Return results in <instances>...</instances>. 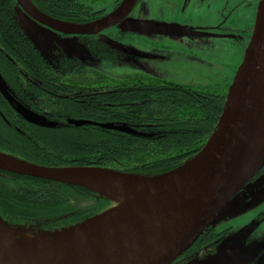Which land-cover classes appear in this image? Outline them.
Listing matches in <instances>:
<instances>
[{"label":"water","instance_id":"obj_1","mask_svg":"<svg viewBox=\"0 0 264 264\" xmlns=\"http://www.w3.org/2000/svg\"><path fill=\"white\" fill-rule=\"evenodd\" d=\"M15 1L23 10L18 15L55 33L97 35L123 22L136 0H123L111 14L88 24L61 22L38 11L29 0ZM18 24L40 52L21 20ZM0 94L27 123L51 127L44 118L10 99L1 86ZM78 124L109 128L87 121ZM263 166L264 0H259L251 35L217 123L200 151L176 169L142 176L98 167H45L0 152L1 172L81 188L109 203L90 218L51 230L39 224H10L0 216V242L4 244L0 246V264H173L207 228L215 227L239 191L246 190L247 199L264 196V174L247 185ZM110 177L124 181L158 179L161 196L154 199L144 189L126 190L123 193L132 203L130 209L115 213L121 201L114 193L120 192L109 191H113ZM68 235L73 236L69 239ZM187 264L208 263L200 260Z\"/></svg>","mask_w":264,"mask_h":264},{"label":"trees","instance_id":"obj_2","mask_svg":"<svg viewBox=\"0 0 264 264\" xmlns=\"http://www.w3.org/2000/svg\"><path fill=\"white\" fill-rule=\"evenodd\" d=\"M29 1L55 20L72 24L85 22V19L73 18L85 13L82 5L73 0H51L48 4L44 0ZM0 6L4 8L0 36L11 37L15 46L24 38L38 51L20 30L19 12L10 18L6 5ZM24 53L28 55V49ZM37 61L40 68L45 67L39 58ZM78 85L83 89L76 98H61L55 104H47L46 109L67 115L72 121L59 129L52 123L50 128L33 130L28 142H18L23 146L16 144L9 150L3 144L0 151L45 167H98L142 176L160 175L176 169L200 151L224 103V93L202 92L165 81L122 82L90 91L87 85ZM83 121L109 128L77 125ZM121 128L133 134L120 131ZM1 174L5 177L0 179V200L13 217L61 218L62 224L68 226L109 206L105 200L81 188L6 172ZM81 200L90 204L80 208ZM14 224L26 223L21 219Z\"/></svg>","mask_w":264,"mask_h":264},{"label":"rangeland","instance_id":"obj_3","mask_svg":"<svg viewBox=\"0 0 264 264\" xmlns=\"http://www.w3.org/2000/svg\"><path fill=\"white\" fill-rule=\"evenodd\" d=\"M76 1L90 7L95 13L109 15L112 13L110 7L115 0ZM238 1L231 0L226 6L223 0H219V3L215 0L208 6L207 0L203 5L200 2L197 11L193 8L196 0H172L175 7L164 4L162 0L147 9L142 5L135 7L129 16L115 25L111 31L127 32L121 35L118 42L122 47L137 54L125 55L112 49L111 53L105 56L107 59L90 57L75 37L57 35L50 29L28 18L25 19L21 14L17 15V20H21L25 33L42 53L52 44L59 45L89 72L87 79H97L95 81L97 87L109 88L131 81L165 80L202 92L224 93L225 96L231 79L242 61L243 52L238 48L242 42V35L236 34L230 46L224 45L223 51L231 50L235 55H225L224 59L223 56L218 59L211 58V55L216 54L222 47L221 39L217 38L218 33L220 35L228 33L219 29L217 31L214 24L220 13L222 18L230 14ZM162 3L165 7L160 13L158 6ZM257 4L256 2V6ZM215 5L218 7L215 9L217 15H211L213 19L207 23L205 12L207 10L211 12V7ZM228 22L229 25L233 24L230 19ZM183 37L186 39L182 41ZM102 38L108 37L103 35ZM222 41L224 43L228 39L222 38ZM256 181L257 179L247 185ZM244 193L246 190L239 191L234 196L221 213V220L215 224L217 233H226L216 245L214 252L202 259H193V263L201 260L208 264H264V196L247 199ZM87 204L90 202L81 200L78 206L83 208Z\"/></svg>","mask_w":264,"mask_h":264},{"label":"flooded vegetation","instance_id":"obj_4","mask_svg":"<svg viewBox=\"0 0 264 264\" xmlns=\"http://www.w3.org/2000/svg\"><path fill=\"white\" fill-rule=\"evenodd\" d=\"M44 1L46 4H48L51 0ZM73 1L78 5H82V7L84 8L85 13L83 12L81 15L73 17L76 18V20L85 19V22H83L82 24H88L94 21H98L107 16V14L93 12L90 7H87L77 2L76 0ZM122 1L123 0H115L110 7V11L113 12ZM159 1L160 0H136L127 16H129V14L135 7L142 5L147 9L149 8V6L157 4ZM206 1L207 0H196L193 5L194 10L197 11L200 2L203 5V3H205ZM214 1L215 0H209L208 6ZM227 1L228 0H223V2L227 4L226 6L230 4L231 0L228 2ZM162 2L164 4H167L168 6L175 7V4H173L172 0H162ZM256 2L258 3L259 0H239L233 6L234 10L230 14H226V16L223 18L221 13L219 14L220 17L215 20V24L213 23L214 29H216L217 31L219 29L222 32L227 31L231 35H229L228 33H223L222 35H220L218 33L217 38L221 39L222 47L220 46L221 49H218L216 51V54H212L211 58L217 57L218 59L219 57L223 56L224 59L225 55H235V53H232L231 50L223 51V49H225L224 45L226 47L231 45L230 43L232 41V38L236 37V34L242 35V42L238 48L239 50L241 49V52L244 51L253 28L252 26L254 22ZM163 3L158 6L160 7V13L161 10L165 7ZM216 3H219V0H216ZM1 4L6 5L7 9L5 10H7V13L10 14V18L11 15L12 17L15 16L16 11H23L15 0H0V5ZM211 8V12H209L210 10H207V12H205V21L207 23L211 22V20L213 19L211 15H217L215 9H218V7L215 5V7ZM219 8L222 9L220 6ZM3 10L4 8L0 6V17ZM240 16L243 17L239 18ZM229 19L230 22L232 21V25H229ZM224 22H226V24H224ZM239 26L241 27L239 28ZM114 27L115 26L106 28L99 32L97 35H65L60 33L56 34L61 35L62 37H75L76 39H78V43L82 44L83 47L87 50L88 55L93 58H106L105 56H107L109 52L111 53L110 50L112 49L125 55L137 54L130 49L121 46L120 42H118V39H120L121 35L127 32L116 30V32L113 33L111 29ZM103 35L104 37L107 36L108 38H102ZM110 36H113L116 39L111 38ZM222 38L225 40L228 39V41L223 43ZM108 39H112V41ZM185 39L186 38L183 37L182 41ZM18 43L19 46H15L13 43H11V37L5 39L0 36V86L5 90L10 99L12 98L14 102H16L19 106L35 115H38L39 117H43L46 122L55 124L56 129L62 128L63 125L67 123V121L72 120L68 118L67 115L47 111V104H55L61 98H76L79 90L83 89L78 85V83H82L84 86L87 85V89L91 88L89 89V91L97 88V83L95 82L97 79H87L89 78L87 76L89 72L84 69L79 63L73 60L74 58L72 59L71 56L62 47H60L59 45L57 46V44L50 45L48 50L42 53L41 51H35L32 45L24 38H22V41H18ZM25 49H28V55L27 53H24ZM150 50L154 51L151 48ZM103 52L105 54H103ZM38 58L39 61H43V66L45 67L40 68L38 66ZM39 129L45 128L34 126L24 121L11 109V105L0 94V145L4 144L9 150H11V146L15 147L16 144L23 146L18 142H28L29 137L31 136V131H38ZM263 174L264 166L254 175L249 183L258 179ZM3 177H5V175L1 174L0 172V179H2ZM0 183L2 182L0 181ZM2 203L5 202H2L0 200V216L10 224H14L17 220L21 221V219H23L24 223L39 224L41 225V228L45 230H51L64 226L62 224L64 221H61V218L32 220L24 219L22 217H13L11 216V213L8 212L11 210ZM225 233L226 232L217 233L215 227L207 228L204 233L194 242V244L184 254H182L179 259L173 262V264H187L193 259L199 260L209 254H212L216 245L221 241Z\"/></svg>","mask_w":264,"mask_h":264},{"label":"bare ground","instance_id":"obj_5","mask_svg":"<svg viewBox=\"0 0 264 264\" xmlns=\"http://www.w3.org/2000/svg\"><path fill=\"white\" fill-rule=\"evenodd\" d=\"M108 180L111 183V187H113V191H112V189H110L109 191L111 193H114L115 191L120 192V193H114V194H116L114 196L117 197V199H120L119 201H121V203L119 204V207H118V211L116 209L115 213L125 212L128 209H130L129 204H132V203L130 201H128V199L124 193H126L129 190H133V188L135 190L144 189L146 191H150V194L153 195L154 199H158L155 197L161 196V193L158 190L159 186H156V184L161 183V181L158 179H134L133 181H124V180H121L118 178L110 177V178H108ZM152 199L149 202H147V204H148L147 206L151 205V203H152L151 201L154 200V199L153 200ZM72 236L73 235H68L67 238L71 239ZM61 238H62V236H61ZM1 245H4V244L0 242V246ZM39 249H41V247Z\"/></svg>","mask_w":264,"mask_h":264}]
</instances>
